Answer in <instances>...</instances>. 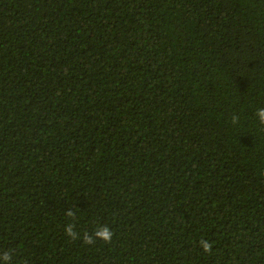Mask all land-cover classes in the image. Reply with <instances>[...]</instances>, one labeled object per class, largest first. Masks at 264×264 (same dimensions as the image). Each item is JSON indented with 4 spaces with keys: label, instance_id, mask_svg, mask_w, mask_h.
<instances>
[{
    "label": "trees",
    "instance_id": "1",
    "mask_svg": "<svg viewBox=\"0 0 264 264\" xmlns=\"http://www.w3.org/2000/svg\"><path fill=\"white\" fill-rule=\"evenodd\" d=\"M261 108L264 0H0V253L264 264Z\"/></svg>",
    "mask_w": 264,
    "mask_h": 264
},
{
    "label": "clouds",
    "instance_id": "2",
    "mask_svg": "<svg viewBox=\"0 0 264 264\" xmlns=\"http://www.w3.org/2000/svg\"><path fill=\"white\" fill-rule=\"evenodd\" d=\"M256 116L259 120V123L264 125V108L258 109L256 112ZM238 121V117L233 118V123H236ZM66 215L68 217H72L74 213L69 210ZM65 234L72 240H78L82 239L83 243L85 245H91L95 243L96 241H102L105 244L111 243L114 233L110 230L109 227L104 226L102 228L95 229L92 233L85 232L83 233V236L81 237L80 234H78L75 231L74 226L68 225L65 226ZM201 247L204 252L210 253L212 250V245L208 243L205 240H201L200 242ZM12 253L11 251H4L3 253H0V264H12Z\"/></svg>",
    "mask_w": 264,
    "mask_h": 264
}]
</instances>
